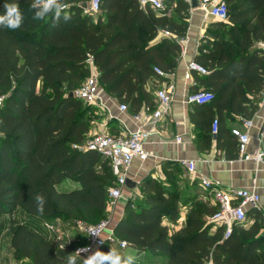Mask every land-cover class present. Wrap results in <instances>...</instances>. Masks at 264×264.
Listing matches in <instances>:
<instances>
[{
    "label": "trees",
    "instance_id": "trees-1",
    "mask_svg": "<svg viewBox=\"0 0 264 264\" xmlns=\"http://www.w3.org/2000/svg\"><path fill=\"white\" fill-rule=\"evenodd\" d=\"M88 1L64 0V14L71 17L64 21L52 16L34 20L32 0H16L23 24L16 30L0 27V218L20 209L40 220L88 225L107 220L115 177L99 154L74 148L86 141L91 131L86 116L97 110L68 94L86 79L90 56L104 91L137 113L142 105L152 108L145 87L154 69H174L177 41L187 30L186 3L164 0L172 19L141 7L138 0H100V13L92 16L78 6ZM224 1L228 22L210 25L194 60L207 71L199 83L213 95L207 109L210 122L217 121V133L224 113L248 120L264 89V54L255 47L264 42V0ZM7 2L13 0H0V14ZM175 169L163 166L165 182L146 177L140 183L141 197L126 202L113 228L115 237L162 257L164 264H264V222L258 210L248 212L225 239L221 228L212 232L207 222L217 208L196 198L186 200L183 226L170 231L163 224L166 219L176 225L180 217L176 181L182 172ZM63 181L78 188L60 191ZM38 195L46 197L43 213L36 210ZM10 247L14 259L32 264L68 261L25 223H11ZM98 250L110 249L103 245Z\"/></svg>",
    "mask_w": 264,
    "mask_h": 264
},
{
    "label": "crops",
    "instance_id": "crops-1",
    "mask_svg": "<svg viewBox=\"0 0 264 264\" xmlns=\"http://www.w3.org/2000/svg\"><path fill=\"white\" fill-rule=\"evenodd\" d=\"M89 2V1H88ZM87 2V3H88ZM190 7V5H188ZM166 12V11H164ZM164 14L172 19H176L169 9ZM187 30L185 34L186 43L180 46V53L176 57L174 69L165 76H155L146 84V91L151 94L152 108L142 105L139 112H131L129 104L128 111L120 113L119 102L109 96L101 87L100 100L105 109L101 110L96 106V113L99 116L93 123L91 135L104 131L111 135H119L131 132L138 127L150 132V139L144 145L147 159L140 162L134 159L129 168L128 177L136 182V186L129 190L124 187V196H130L131 200L140 199L139 186L146 178L165 182L163 166H174V172H182V178H177V186L180 194V214L176 225L164 219L163 224L167 225L170 231L177 230L186 222L187 199L196 198L207 206H214L211 201V194L200 186V180L205 178L217 184L220 189L229 188H250L260 197L259 212L264 222V163L255 162L253 156L264 151V104L262 98L264 89L260 94L255 113L248 119L252 121V126L245 129L242 126V119L239 116L223 114V119L219 123V132H212V123L206 106L187 103L188 96L203 90L200 85V78L206 76L196 71H187V65L194 61L198 55L199 46L205 37L212 23H216L212 18H205L196 8L189 10L187 18ZM188 75V78L185 76ZM172 86L171 103L168 112L154 125H148L146 116L151 114L156 107L154 94L162 87ZM142 120H134V116L139 114ZM240 129L247 132L250 141L245 154L240 155L237 149V140L229 132L232 129ZM180 138V142H176ZM192 161L195 164V172L189 176L182 166V162ZM70 186V187H68ZM78 185L70 181H63L58 189L60 191H70L77 189ZM126 202H118L109 211V227L113 229L124 213ZM18 215V218L14 217ZM12 222L25 223L29 228L41 235L53 246L56 254L68 260L75 247L86 242L85 235L80 230L76 221H64L62 219L40 220L26 216L20 209H16L11 215H4L0 218V237L5 234L6 241H0V264H32L27 259L16 260L13 258L10 247V225ZM253 220L249 221V225ZM51 228V229H50ZM214 230H212L213 232ZM109 249H115L122 255L135 256V264L149 260H156V264H164L165 260L160 256H155L147 252H140L133 247L121 249L117 244L107 245ZM146 254H149L147 257ZM161 259V260H160ZM77 264H80L77 260ZM149 264V263H148Z\"/></svg>",
    "mask_w": 264,
    "mask_h": 264
},
{
    "label": "built area",
    "instance_id": "built-area-1",
    "mask_svg": "<svg viewBox=\"0 0 264 264\" xmlns=\"http://www.w3.org/2000/svg\"><path fill=\"white\" fill-rule=\"evenodd\" d=\"M187 5H190V0H182ZM197 9L205 18H212L216 22H228V9L224 0H197ZM141 7L149 6L153 11L163 13L165 11L164 0H138ZM84 13L95 16L100 13V0H89L88 9ZM162 35L170 37L169 32L162 31ZM178 44L182 47L186 43L185 38H181ZM255 47L264 54V42L256 43ZM88 69V75L82 85L74 92V97L82 101L85 105L96 106L101 110L105 107L100 100L101 86L99 84V72L93 63L90 56L85 61ZM187 71H196L202 75H206L207 71L202 66L194 61H190L187 65ZM154 73L163 77L165 74L158 69H154ZM188 78V75L185 76ZM172 86L162 87L154 94L156 107L155 110L146 116L148 125L154 126L162 116L168 112L171 103ZM3 97H0V108L3 104ZM213 100L212 93L200 90L199 92L188 96L187 103L196 105H206ZM264 104V96L262 98ZM118 110L120 113H126L128 108L125 104L119 103ZM134 120H142V116L135 115ZM242 126L247 130L251 128L252 121L242 119ZM212 132L217 131V121L212 123ZM232 136L237 140V149L240 155H244L249 144L250 137L245 131L240 129H232ZM150 139V132L138 127L131 132H125L119 135H111L104 131H99L86 139L80 146H74L75 149L86 152L93 151L99 154L108 162L113 176L115 177V185L108 190L109 211L120 202H127L130 196H124L122 190L125 187V181L128 177L129 168L134 159L144 162L147 159V154L144 150V145ZM176 142H180V138H176ZM255 162L264 163V151L253 156ZM187 174L192 176L195 172V164L192 161L182 162ZM200 186L206 192L211 194V201L217 208L216 212L207 220L208 224L212 225V230L221 228L223 230V238H227L232 233L235 226L241 225L246 220L248 212L259 210L260 197L250 188H229L220 189L217 184L212 183L208 179H201ZM82 233L85 235L86 242L83 245L75 247L73 254L77 250L80 252V264H83V259L97 251L103 245L117 244L121 249L127 247V244L118 240L109 227V217L96 225H88L82 222L78 223ZM51 229V228H50ZM102 233L101 236H96L92 233Z\"/></svg>",
    "mask_w": 264,
    "mask_h": 264
},
{
    "label": "clouds",
    "instance_id": "clouds-1",
    "mask_svg": "<svg viewBox=\"0 0 264 264\" xmlns=\"http://www.w3.org/2000/svg\"><path fill=\"white\" fill-rule=\"evenodd\" d=\"M31 7L34 10L33 19L43 20L47 16H52L56 20L61 18L64 21L71 19L70 15L64 14L66 5L64 0H32ZM3 14H0V27L16 30L21 27L24 22L23 14L20 10L18 2H7L3 5ZM63 14V15H62ZM36 210L43 213L45 210L46 197L38 195L35 198ZM96 236H101L102 233H92ZM81 250L75 251L70 255L67 264H77L80 259ZM135 256L122 255L115 249H110L107 252L97 250L83 259V264H135Z\"/></svg>",
    "mask_w": 264,
    "mask_h": 264
},
{
    "label": "water",
    "instance_id": "water-1",
    "mask_svg": "<svg viewBox=\"0 0 264 264\" xmlns=\"http://www.w3.org/2000/svg\"><path fill=\"white\" fill-rule=\"evenodd\" d=\"M84 12L87 11L88 9V3L87 2H81L78 5ZM198 7V1L197 0H190V8L191 9H196ZM69 97H74L73 93L68 94ZM136 186V182L131 180L130 178H127L125 181V187L128 188L129 190H132Z\"/></svg>",
    "mask_w": 264,
    "mask_h": 264
},
{
    "label": "rangeland",
    "instance_id": "rangeland-1",
    "mask_svg": "<svg viewBox=\"0 0 264 264\" xmlns=\"http://www.w3.org/2000/svg\"><path fill=\"white\" fill-rule=\"evenodd\" d=\"M40 86V85H39ZM87 119L90 121V124H91V127H92V125H93V123L97 120V118L99 117L98 115H97V113H95V114H88L87 116ZM68 187H70V186H68ZM137 203V202H136ZM14 217H16V218H18V215H16V216H14ZM0 241L2 242L1 244L3 245V242L4 241H6V235L5 234H3L1 237H0ZM149 254H146L145 256L147 257ZM161 260V259H160ZM142 264H156V260L155 261H153V260H149L148 261V263L146 262V261H143V262H141Z\"/></svg>",
    "mask_w": 264,
    "mask_h": 264
}]
</instances>
